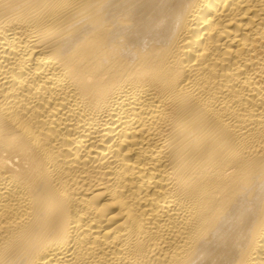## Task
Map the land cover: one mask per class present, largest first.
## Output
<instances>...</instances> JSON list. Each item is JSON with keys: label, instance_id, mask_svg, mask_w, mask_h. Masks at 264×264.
Returning <instances> with one entry per match:
<instances>
[{"label": "bare ground", "instance_id": "obj_1", "mask_svg": "<svg viewBox=\"0 0 264 264\" xmlns=\"http://www.w3.org/2000/svg\"><path fill=\"white\" fill-rule=\"evenodd\" d=\"M0 264H264V0H0Z\"/></svg>", "mask_w": 264, "mask_h": 264}]
</instances>
